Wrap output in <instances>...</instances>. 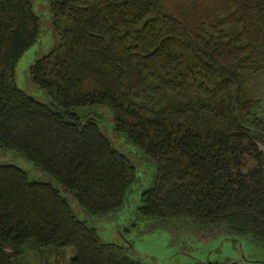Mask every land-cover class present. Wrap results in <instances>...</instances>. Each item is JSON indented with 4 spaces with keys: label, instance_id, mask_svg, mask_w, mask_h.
Returning a JSON list of instances; mask_svg holds the SVG:
<instances>
[{
    "label": "trees",
    "instance_id": "trees-1",
    "mask_svg": "<svg viewBox=\"0 0 264 264\" xmlns=\"http://www.w3.org/2000/svg\"><path fill=\"white\" fill-rule=\"evenodd\" d=\"M48 7L56 44L27 68L39 101L13 74L39 17L31 0H0V151L47 178L0 161V264H28V252L47 246L71 247L68 264H144L102 242L69 205L71 197L87 216L110 213L137 178L98 127L101 115L75 111L92 106L108 109L112 131L154 163L136 217L264 243V102L245 91L264 70V0Z\"/></svg>",
    "mask_w": 264,
    "mask_h": 264
},
{
    "label": "rangeland",
    "instance_id": "rangeland-1",
    "mask_svg": "<svg viewBox=\"0 0 264 264\" xmlns=\"http://www.w3.org/2000/svg\"><path fill=\"white\" fill-rule=\"evenodd\" d=\"M33 10L39 17L40 32L33 45L27 48L14 65L16 86L39 101L45 100L43 92L36 87L27 74L28 66L36 58L47 53L56 44L50 26L48 0H31ZM245 91L248 97L264 102V70L249 77ZM97 112L101 115L98 127L111 145L125 154L134 164L136 180L129 186L123 205L102 216H87L71 197L69 205L76 217L93 225L102 242L125 247V252L144 264H204L209 262H236L237 264H264V243L254 242L249 236H232L223 231L197 230L183 222H163L155 219L138 218L134 214L138 193L150 184L154 163L142 156L133 144L121 134L112 131V114L100 106L77 108L75 111ZM0 161H7L27 171L29 178L45 181L44 174L12 150H1ZM186 224V223H185ZM74 254L71 247L47 246L39 252L30 251L28 264H68Z\"/></svg>",
    "mask_w": 264,
    "mask_h": 264
},
{
    "label": "water",
    "instance_id": "water-1",
    "mask_svg": "<svg viewBox=\"0 0 264 264\" xmlns=\"http://www.w3.org/2000/svg\"><path fill=\"white\" fill-rule=\"evenodd\" d=\"M47 107H49V106L47 105Z\"/></svg>",
    "mask_w": 264,
    "mask_h": 264
}]
</instances>
